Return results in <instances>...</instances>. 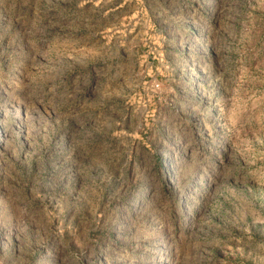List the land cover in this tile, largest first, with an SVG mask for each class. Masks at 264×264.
<instances>
[{
  "label": "rangeland",
  "instance_id": "rangeland-1",
  "mask_svg": "<svg viewBox=\"0 0 264 264\" xmlns=\"http://www.w3.org/2000/svg\"><path fill=\"white\" fill-rule=\"evenodd\" d=\"M0 264H264V0H0Z\"/></svg>",
  "mask_w": 264,
  "mask_h": 264
}]
</instances>
